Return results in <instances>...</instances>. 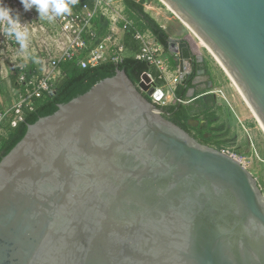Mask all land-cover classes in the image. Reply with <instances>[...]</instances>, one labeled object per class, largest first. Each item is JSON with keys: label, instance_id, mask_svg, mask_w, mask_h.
Segmentation results:
<instances>
[{"label": "water", "instance_id": "1", "mask_svg": "<svg viewBox=\"0 0 264 264\" xmlns=\"http://www.w3.org/2000/svg\"><path fill=\"white\" fill-rule=\"evenodd\" d=\"M162 1L264 128V0ZM184 38L170 36L167 53L187 89L195 57ZM205 93L194 84L178 108ZM169 117L118 69L29 124L0 161V264H264L257 179Z\"/></svg>", "mask_w": 264, "mask_h": 264}, {"label": "built area", "instance_id": "2", "mask_svg": "<svg viewBox=\"0 0 264 264\" xmlns=\"http://www.w3.org/2000/svg\"><path fill=\"white\" fill-rule=\"evenodd\" d=\"M91 1L92 5H85L79 12L71 10V14L58 17L53 22L41 21L33 14L27 20L32 36L26 54L20 52L19 45L10 37L7 39L9 47L6 51L4 46H0L1 80L5 81L13 95L10 101L0 97V136L24 123L27 115L36 110L40 101L53 95L62 78L59 69L62 62H75L78 67L87 69L105 63L119 64L133 54L132 48L126 44V35L130 30L137 44L134 57L148 63L158 72V77L144 73L137 83L138 88L148 99L161 106H165L162 102L168 96H174L180 84L179 71L177 69L173 77L168 76L167 51L152 33L141 29L125 16L126 9L121 0ZM7 4L10 6L11 3ZM15 4L14 9L19 10ZM198 42L200 48L201 43ZM12 73L16 76L15 83L12 81ZM158 81H163L164 85L154 88L152 82L158 84ZM144 82L149 85L147 90L140 87ZM152 89L155 91L150 95ZM159 90L164 92L161 101L156 99ZM206 94L229 103L222 89L208 91Z\"/></svg>", "mask_w": 264, "mask_h": 264}, {"label": "rangeland", "instance_id": "3", "mask_svg": "<svg viewBox=\"0 0 264 264\" xmlns=\"http://www.w3.org/2000/svg\"><path fill=\"white\" fill-rule=\"evenodd\" d=\"M13 1H16L15 5L19 7L23 20H29L33 17V14L38 16L35 9L25 13L22 6L19 4V0H5V3H11L10 7L14 8ZM143 5L145 11L149 13L170 36H174V38H183L190 35L198 42L185 25H183L160 0H145ZM125 16L141 28L137 17L129 12H125ZM7 39L8 37H4L2 32H0V46H4L5 51L7 47H9ZM199 45L202 55L207 60V66L211 73V77L209 76L208 78L212 79L214 82V86L206 90V92L222 89L229 102L227 103L225 100L217 98L215 108L208 113V115L199 117L203 123H207L205 124V131L210 135L207 145L238 159L250 172H252L264 193V133L258 121L242 100L236 87L227 77L223 69L207 49L202 44ZM168 58L170 57L168 56ZM154 76H156V74ZM167 91L166 94H168ZM7 96H9L7 84L5 81L1 80L0 97L3 100H7ZM169 97L173 96H168V98L162 102L165 103V106L174 105L175 103L173 100H170Z\"/></svg>", "mask_w": 264, "mask_h": 264}, {"label": "trees", "instance_id": "4", "mask_svg": "<svg viewBox=\"0 0 264 264\" xmlns=\"http://www.w3.org/2000/svg\"><path fill=\"white\" fill-rule=\"evenodd\" d=\"M125 6L126 12L131 13L138 18L141 29L149 30L155 37L156 41L163 46L167 51L168 39L170 35L166 32L163 27H161L155 19L151 17L144 9L145 0H121ZM85 5H92L91 0H77V3L72 7L71 10L76 12L81 11ZM137 25V24H136ZM133 31L130 30L126 35V44L132 48L133 54L125 58L121 63H105L95 68L82 69L77 66L75 62H62L59 69L62 73V78L56 85V89L51 97L40 101L37 104V108L33 113H30L26 117V121L20 124L16 129L10 130L4 136H0V161L5 157L25 136L27 131V126L29 124L35 123L38 119L44 116H48L57 111L58 106L69 102L73 98L86 93L92 86L98 82L113 77L118 69L124 70L129 78L134 82L138 83L141 76L144 73H150L158 77V72L156 69L150 67L148 63L144 61L137 60L134 54L137 51V44L132 39ZM185 42L188 44L192 54L194 56H199L201 54L200 48L196 41L190 35L185 36ZM175 61V59H174ZM176 68V61L174 62ZM12 81L15 83L16 76L12 73ZM1 82V76H0ZM159 86H163V81H158ZM191 86L190 88H192ZM178 96L183 95V89L180 88L177 91ZM159 107H163L158 105ZM177 105H168L163 107L169 113L175 112L178 108ZM216 106V99L212 96L208 102L202 101V115L210 113ZM193 108L186 109L181 105L179 110L175 113L173 117L169 119L180 126L187 132L188 125L187 122L190 119V115L193 112Z\"/></svg>", "mask_w": 264, "mask_h": 264}, {"label": "clouds", "instance_id": "5", "mask_svg": "<svg viewBox=\"0 0 264 264\" xmlns=\"http://www.w3.org/2000/svg\"><path fill=\"white\" fill-rule=\"evenodd\" d=\"M77 0H19L25 13L35 9L39 20L55 21L58 17L71 14ZM30 23L23 20L19 10L10 7L5 0H0V31L6 37L13 38L22 53H27L32 31ZM35 59V58H33Z\"/></svg>", "mask_w": 264, "mask_h": 264}, {"label": "flooded vegetation", "instance_id": "6", "mask_svg": "<svg viewBox=\"0 0 264 264\" xmlns=\"http://www.w3.org/2000/svg\"><path fill=\"white\" fill-rule=\"evenodd\" d=\"M12 3L15 4L16 1H13ZM194 57H195V70H194V74H192L190 76V80H191L190 85H189V87L187 89L182 87L180 84L177 85L175 93H174V96H173V102H175L174 105H177L179 103L184 104L185 102H188L186 100V97H187V95H188V93H189V91L191 89L190 87L191 86L194 87V84H195V87L197 89V92H200L202 90L206 91L210 87L211 88L213 87L212 80L208 78L209 76H211V73H210V70L208 69L206 58L204 57V62H200L199 59H198L199 56H194ZM205 78H208V81L205 82ZM180 88L183 89V95L182 96H178V94H177V91ZM211 97L212 96L210 95L208 98H206L204 100L200 99V100L192 103L189 106L183 105V107H185L186 109H189V108H193L194 109L193 112L190 115L191 116L190 119L187 122L188 130H189V133L199 143L204 144V145H207V142L209 140L210 135L208 133H206V131H205L206 130L205 124H207V123H203L202 120L199 119V117H202V111H203V109H202V101L203 102H208ZM180 101H183V102H180ZM163 107H165V106H163ZM178 110H179V108H177V110L175 112H170L169 113L167 110H166V112L168 114H170V117H173ZM205 115H208V113H206Z\"/></svg>", "mask_w": 264, "mask_h": 264}, {"label": "bare ground", "instance_id": "7", "mask_svg": "<svg viewBox=\"0 0 264 264\" xmlns=\"http://www.w3.org/2000/svg\"><path fill=\"white\" fill-rule=\"evenodd\" d=\"M177 18H178V20L183 24V25H185V27L190 31V33H192L193 34V36L207 49V47L204 45V43L196 36V34L192 31V29L184 22V21H182V19L180 18V17H178V15L164 2V1H162V0H160ZM208 50V49H207ZM209 51V50H208ZM209 53H210V51H209ZM211 54V53H210ZM212 55V54H211ZM213 56V55H212ZM213 58H214V56H213ZM215 59V58H214ZM216 60V59H215ZM216 62H217V60H216ZM218 63V62H217ZM219 64V63H218ZM219 66L221 67V65L219 64ZM222 68V67H221ZM223 69V68H222ZM223 71H224V69H223ZM225 72V71H224ZM225 74L227 75V73L225 72ZM227 77L230 79V81L233 83V85L236 87V89H237V91H238V93H239V95H240V97L242 98V100L245 102V104L247 105V107L249 108V110L252 112V110H251V108L249 107V105H248V103L246 102V100L244 99V97H243V95H242V93L240 92V90L237 88V86L234 84V82L231 80V78L227 75ZM252 114L254 115V113L252 112ZM254 117L256 118V116L254 115ZM256 120L258 121V119L256 118ZM258 123H259V126H260V128H261V130L263 131V133H264V128H263V126L261 125V123L258 121Z\"/></svg>", "mask_w": 264, "mask_h": 264}, {"label": "crops", "instance_id": "8", "mask_svg": "<svg viewBox=\"0 0 264 264\" xmlns=\"http://www.w3.org/2000/svg\"><path fill=\"white\" fill-rule=\"evenodd\" d=\"M172 37V36H171ZM174 37V36H173ZM201 51V50H200ZM168 56L170 57V58H168ZM171 58H172V60H171ZM174 59H175V57H173V56H170L168 53H166V60L168 61V65H167V68H168V76L169 77H173V76H175L176 75V71H177V68H175V65H174V62L176 61L177 62V60L175 59V61H174ZM173 61V62H172ZM211 77V76H210ZM212 80V79H211ZM206 81H208V78H205V82ZM212 82H213V80H212ZM213 86H214V82H213ZM7 89L9 90V96H7V101H10V100H12V98H13V95H12V91H10V89L8 88V85H7ZM171 96H173V95H171ZM170 98V100H173V97H169ZM5 100V99H4Z\"/></svg>", "mask_w": 264, "mask_h": 264}]
</instances>
